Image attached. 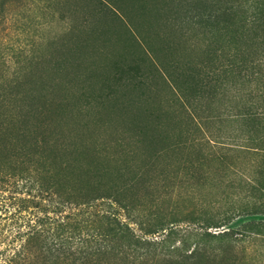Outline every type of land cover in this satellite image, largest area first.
Wrapping results in <instances>:
<instances>
[{"label":"trees","instance_id":"obj_1","mask_svg":"<svg viewBox=\"0 0 264 264\" xmlns=\"http://www.w3.org/2000/svg\"><path fill=\"white\" fill-rule=\"evenodd\" d=\"M98 17L123 32L111 35ZM54 23L64 30L44 41ZM7 34L0 244L6 230L11 239L0 264H248L232 249L238 235L264 238V0H0ZM109 45L125 52L131 77L115 112L87 116L67 94ZM113 97L102 91L84 105L100 111ZM201 138L238 156L195 150ZM230 176L237 206L200 217L227 232L204 233L180 258L146 239L180 222L161 208L175 187Z\"/></svg>","mask_w":264,"mask_h":264},{"label":"rangeland","instance_id":"obj_2","mask_svg":"<svg viewBox=\"0 0 264 264\" xmlns=\"http://www.w3.org/2000/svg\"><path fill=\"white\" fill-rule=\"evenodd\" d=\"M97 24L101 28L104 26L106 29V25L110 27L111 35L120 34L123 30L118 26L117 23H110L99 20V17L96 18ZM118 26V27H116ZM104 29V30H105ZM63 27L59 23L51 24L44 28L43 37L44 41H47L51 38H54L57 35H60L63 31ZM9 34L0 36V52H3L4 55L9 53L11 45L13 42V36L11 38L7 37ZM86 38L85 34L79 33L77 38L81 36ZM15 44V43H14ZM10 47V48H9ZM11 51V50H10ZM0 53V55H3ZM126 54L118 45H109L104 49L102 57L99 59L98 63L95 64L94 71L90 74H86L82 76L80 81L81 85L77 89H72V91L68 92V97L73 99L76 102V106L83 110L87 116L91 115H106L112 112H115L114 107L110 105V103L118 96L124 97L125 93L122 91L121 82L126 78H130L131 74L128 76L131 71H129L128 66L126 65ZM5 62L10 63L9 71H12V62L5 59ZM146 67V64L142 63L138 66V70H142ZM101 81L104 80L103 83L98 82L100 78ZM107 93L109 96H115L113 98L102 99V103L108 106H105V109H101L100 111L94 109L93 107H86L84 105V99L89 98L92 99L95 96L102 94V91ZM100 98H104L101 96ZM101 130V128H99ZM215 132V131H214ZM201 136V134H200ZM202 137V136H201ZM212 143V142H211ZM213 147V149H211ZM195 150H201L203 152H209V150L215 152H221L225 154H229L227 156V161H233V154L235 150L231 148H221L219 146H212L201 138L199 140L198 146ZM238 156V155H237ZM235 158V157H234ZM247 160V157L239 156L238 161L235 163L239 166L240 164H244ZM234 176H230L227 179H224L223 184L220 186V181H215L212 178L204 179L201 182H197L196 179L192 180V184L200 183V186H194L188 189H183L181 187H175L172 190V198L168 200H164L161 208H165L166 210H171L177 212V210L181 213V216L178 218L180 222L172 225L169 230H165L163 233L155 235L153 237H147L146 239L153 240L155 242H160L157 249H162L163 252L166 251L174 257H184L194 249L195 243L201 241V236L204 233H208L210 235H217L219 233L227 232V226L221 228H205L204 222L200 219L202 215H210V216H221L223 213L227 212L231 207L230 203H236L239 200L238 197H242L240 194L236 197L231 195L233 191V186H236L237 179L233 178ZM231 183H227V182ZM219 183V184H218ZM217 184L218 186H216ZM232 187H229L231 186ZM237 189L233 191V193H237ZM235 198V199H234ZM163 199V198H162ZM106 207V206H105ZM177 209V210H176ZM121 219L122 218V214ZM8 216V215H7ZM243 223H241L242 225ZM134 230L135 234L141 235L140 232L134 227L131 226ZM241 230L240 227L234 228V230ZM171 231V232H170ZM169 233V234H168ZM168 234V235H167ZM5 239L0 244V251L6 248L7 243L11 239V235L9 230L4 232ZM3 238V237H2ZM236 238V244L234 246L233 253L236 256H245L248 264H264V238L256 237V238H248V236L238 235ZM204 242V243H203ZM205 249L209 250L212 246H216L215 241H202ZM10 256V251L7 250L5 253V257Z\"/></svg>","mask_w":264,"mask_h":264}]
</instances>
